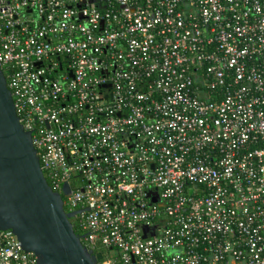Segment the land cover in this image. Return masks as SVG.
Here are the masks:
<instances>
[{
  "label": "built area",
  "instance_id": "obj_1",
  "mask_svg": "<svg viewBox=\"0 0 264 264\" xmlns=\"http://www.w3.org/2000/svg\"><path fill=\"white\" fill-rule=\"evenodd\" d=\"M89 1L0 0V70L81 244L264 264V0ZM34 262L0 230V264Z\"/></svg>",
  "mask_w": 264,
  "mask_h": 264
},
{
  "label": "water",
  "instance_id": "obj_2",
  "mask_svg": "<svg viewBox=\"0 0 264 264\" xmlns=\"http://www.w3.org/2000/svg\"><path fill=\"white\" fill-rule=\"evenodd\" d=\"M77 212H65L46 183L0 70V230H9L34 264H97L101 255L81 244L69 222Z\"/></svg>",
  "mask_w": 264,
  "mask_h": 264
},
{
  "label": "flooded vegetation",
  "instance_id": "obj_3",
  "mask_svg": "<svg viewBox=\"0 0 264 264\" xmlns=\"http://www.w3.org/2000/svg\"><path fill=\"white\" fill-rule=\"evenodd\" d=\"M93 253H99V252H93ZM100 254V253H99ZM101 255V254H100ZM101 258V257H100Z\"/></svg>",
  "mask_w": 264,
  "mask_h": 264
},
{
  "label": "trees",
  "instance_id": "obj_4",
  "mask_svg": "<svg viewBox=\"0 0 264 264\" xmlns=\"http://www.w3.org/2000/svg\"><path fill=\"white\" fill-rule=\"evenodd\" d=\"M76 232V231H75ZM93 252H96V251H93Z\"/></svg>",
  "mask_w": 264,
  "mask_h": 264
}]
</instances>
